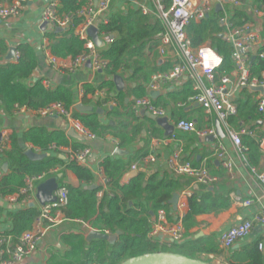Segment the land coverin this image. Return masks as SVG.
I'll use <instances>...</instances> for the list:
<instances>
[{
	"label": "trees",
	"instance_id": "1",
	"mask_svg": "<svg viewBox=\"0 0 264 264\" xmlns=\"http://www.w3.org/2000/svg\"><path fill=\"white\" fill-rule=\"evenodd\" d=\"M85 4V0H59V16H71L72 20L67 28L57 27L46 34L50 40L49 48L54 56L76 58L89 52L86 49V41L77 34L78 28L84 22L77 13ZM258 5H264V0H258ZM219 17L221 14L217 13L201 23L192 22L187 28V35L194 48L202 46L207 41L212 42L214 49L224 58L221 72L230 73L233 71L231 48L221 38L223 29L219 25ZM233 21L236 25L252 22L250 16L241 10L236 11ZM99 30L114 35L115 38L108 48L101 51L104 59L108 61L105 78L97 87L84 86L83 103L87 104L85 97L96 90H107L110 95V90L115 86L113 79L121 76L130 84L128 94L133 96V100L130 98L132 104L126 105V95L122 92L114 97L111 95L110 99L107 98V101H112L115 105L112 106L113 108L110 106L104 109L110 117H117L120 114L119 107H126L127 114H133L134 100L146 95L144 82L148 81L151 74L166 71L171 65L170 63L159 65L155 57L151 58L152 53H157L161 46V25L158 21L151 22L139 11H129L124 15L113 16L107 24L100 25ZM6 51V48L1 45L0 55H4ZM261 51H264V48ZM17 52L19 56L15 62L0 65V103L7 114L13 113L17 108L38 112L53 104H61L66 110L72 112L75 120H79L97 138L104 135L107 126L102 124L97 113H80L74 109L77 100L75 90L64 86L47 90L43 86L44 80L28 81L39 66L38 55L33 48L20 45ZM251 71L253 76L260 75L264 71V60L258 57L252 63ZM179 95L182 99L194 95L190 81L185 83ZM97 106L102 108L101 103ZM256 109V102H253L251 96L240 100V115L255 121L257 125L264 120V114L257 113ZM242 110H248V112H242ZM140 131L142 127H138L136 133ZM152 132L159 135L157 129H153ZM263 137L264 133L259 135L258 139L250 135L243 138V144L247 149L245 159L251 168L256 166L258 158L262 156L259 143ZM12 139L13 149L5 154L10 173L0 181L1 197L21 194V191L26 188V180L29 177L47 174L49 179L57 178V174H52L53 170L63 167L71 171L81 183L79 186L64 185L69 191V204L63 210L65 219L73 222L78 220L89 222L93 229L99 232L117 235L116 241L111 244L102 240H92L87 243L82 235H65L64 240L70 246V250L66 253L63 264H122L134 257L159 252L174 253L201 261H204L203 255L218 257L222 254L217 242L212 238L195 239L190 234V228L194 226L196 216L228 207L229 193L217 192L215 184L210 188L200 189L189 198L188 211L182 219L185 228L182 243L173 244L171 248L162 247L149 238L150 219L160 210L169 211V201L176 190L177 182L168 177L159 179L156 175L146 183L144 173L129 179L125 184L121 181L136 159L141 160L148 155L147 151L142 156H140L142 153H137L136 157L128 160L106 158L101 163V168L108 181L107 190L100 198L99 194L103 186H94L93 174L75 161L66 164L60 158L61 148L71 146L74 152H78L86 147L84 143L74 142L71 145L63 131L49 132L42 127L29 129L23 134L22 140L16 135H13ZM21 142L31 144L33 150L38 149L42 154L47 155L41 160L32 161L27 157L24 147L20 146ZM121 142L120 147H124L127 140L121 139ZM39 213L35 207L17 211L12 216L13 229L5 235L12 236L15 244H18L20 237L32 230ZM258 244L259 241H256L236 251L233 250L229 262L264 264V255L258 250Z\"/></svg>",
	"mask_w": 264,
	"mask_h": 264
},
{
	"label": "crops",
	"instance_id": "2",
	"mask_svg": "<svg viewBox=\"0 0 264 264\" xmlns=\"http://www.w3.org/2000/svg\"><path fill=\"white\" fill-rule=\"evenodd\" d=\"M14 1L15 0H3L6 5H11ZM241 1L243 6L236 11H245L250 16L252 21H256V18L253 17L252 11L254 8L259 7L258 0ZM49 2H54L59 5V0H32L24 6L19 16L9 18L7 20H0V46L3 45L7 50L4 55H0V65H4L8 62H15V60L9 58L11 49L17 50L20 45H28L35 50L39 59V66L28 80L29 82L44 80L43 86L47 90H54L58 86H64L75 90L77 100L74 109L78 104H83L84 106L92 107V112L96 113V110L98 109L97 105L98 103H101L102 108L99 109H101L103 113L98 115L101 118L102 124L107 126V130L100 138L88 143V147L92 150L91 157L85 165H81L82 167L87 168L95 177L93 183L94 186H102L101 180L105 174L101 168V163L106 158L110 157L112 159L118 158L121 160H128L129 158L131 159L136 157L137 153H142L140 155L142 156L144 152L147 151V156L141 160H135L129 172L122 178V184L128 182V176L131 173L135 174L134 177L140 173H144L146 176V183L152 176L156 175L159 179L168 177L177 182L176 190L173 195L179 194L189 188H192L193 194L202 188H210L195 185L191 178L175 177L170 174L167 166V160L172 156V154L180 152L183 160L191 162L195 167L202 166L206 168L211 175L217 178V181L214 183L216 185L217 192H228L230 195L229 205L226 209L211 210L208 213L198 215L194 218L195 224L190 228V234L193 235L195 239L203 237L212 238L219 246L218 238L224 231L240 224L244 220L252 219L264 209V186L258 178L259 175L264 173V152L261 151L259 147L262 156L258 158L256 166H253L252 168L249 167L245 159L246 155L244 156V159L238 155L232 142L225 135L223 127L218 121L217 116L214 114L207 116L201 107L191 103V97L186 99L181 98L179 93L183 90L185 83L190 80L184 78L181 80L180 85L172 84L164 87L160 90V92L151 94L150 97L152 98V102L156 106L162 107L167 111L166 119L172 126L180 120L193 121L196 123V130H215L214 136L201 137L196 131L183 133L177 129L168 133L165 128L158 125L157 122L143 114V112L146 111L135 108L134 106H132L133 114H127L126 107H119L118 110L120 114L117 117H110L104 108L107 109L110 106L112 107V105L109 104L110 101H107V98L111 95L114 97L117 96L118 93L124 92L126 95V105L132 104L133 96L128 94L130 84L121 76L119 77H121L124 82L123 91H119L117 89L115 78L118 76H116L113 79L115 86L114 89L110 90V95L106 90V96H98L99 90H96L94 93H90L87 97H85L87 99V104H84V86H99L103 82L105 75L102 73H95L87 64L75 73L58 72L49 66L46 56L48 54H52V52L49 48L50 40L46 34L49 32L50 27L42 21V13ZM142 5H144L143 0H111L104 18L109 21V19L113 16L124 15L129 11L141 12L139 9ZM224 10L230 12V7L225 5ZM220 11L222 10L216 11L215 8L210 16L217 14ZM236 11H234V15ZM148 19L151 22L158 21L157 19L150 17H148ZM257 24L259 25L257 26V30L260 33L261 42L263 44L262 48H264V20L261 21L258 19ZM91 35L92 34L89 29L86 36L93 41V37ZM99 38L101 39V37ZM101 40L105 46L103 48L96 47L99 50L108 48L110 44L107 43L106 40ZM154 57L159 65L166 64V62H162L158 50L157 53H152L151 58ZM254 61H256V59ZM153 75L154 73L150 75L148 81L144 82L146 95L148 94L147 85L151 81ZM133 87H135V84H133ZM248 92L239 93V97L237 99L239 104V113L238 116L229 118V124L234 129L239 131L241 128V121H243V126L247 131H249L250 136L258 139L259 135L264 133V120L258 122L256 125L255 121L247 119L246 116L240 115V100H245L247 97L251 96L253 102L257 101L256 93H252L250 91ZM177 95L178 98H176ZM130 98H132V100H130ZM179 103H184V105H180ZM243 111L246 113L248 112V110H242V112ZM239 115L241 117H239ZM232 119H235V121H232ZM33 127H42L47 129L49 132L63 131L70 140L71 145L74 142H79L69 136L71 126L61 117L44 116L39 114V111L36 112L26 109H16L13 113L7 114L0 103V130L6 131L9 134L10 140L8 143V152L13 149L14 143L12 136L16 135L18 139L22 140L23 134ZM138 127H142V131H140V133H136ZM153 129H157L159 131V135H155L152 132ZM220 129L225 135L224 138H220L218 136ZM245 136H243V138ZM121 139L127 140L124 147H120L122 143ZM20 146L24 147L25 151L32 149L33 147L31 144H23L22 142ZM219 146H223L225 148L228 159L233 162L231 173L223 167L222 162L218 160L216 156L217 147ZM60 150L62 151L60 158L66 164L74 161L72 157L75 152L71 146L63 147ZM117 151H120L121 153H116ZM150 155L157 156V162L145 165L143 160L148 158ZM5 158V155L0 156V181L10 173L9 165ZM134 166L137 167L136 171L132 169ZM52 174H57L58 184L60 186L81 185L78 178L66 168L57 167L53 170ZM48 179L49 177L47 176V180ZM106 190L107 187L104 188V192ZM21 195L24 194H14L6 197L0 196V234H7L13 229L12 216L17 211L35 207L40 212L42 205L37 202L36 196L34 198H30L27 197V195H24V197H26L22 198L23 196ZM9 198H13L16 201L11 202ZM246 200H253V205L250 207L244 206L243 203ZM187 211L188 208L182 211L184 216L187 214ZM167 212H173V214L176 213V211L172 208V205H169V211ZM47 226L49 225L47 224ZM92 230L96 229H93L89 222L81 220L73 222L65 219L64 217L63 221L60 223L49 226L46 236L39 244L36 252H34L31 256L23 258L18 264H63L65 263V255L70 250V246L65 243L64 236L71 234L82 235L86 242L89 243L92 241H88L89 234ZM109 235L111 234L109 233ZM256 241L264 242V226L258 224L255 225L252 234L246 240L236 243L225 253L222 250L221 251L226 254L228 264H232L229 262V257L231 256V252L233 250L236 251L243 246L253 244ZM203 257H207L211 260L218 259V257L213 255H203ZM0 264H4L1 261V256Z\"/></svg>",
	"mask_w": 264,
	"mask_h": 264
},
{
	"label": "built area",
	"instance_id": "3",
	"mask_svg": "<svg viewBox=\"0 0 264 264\" xmlns=\"http://www.w3.org/2000/svg\"><path fill=\"white\" fill-rule=\"evenodd\" d=\"M32 0H15L11 5L4 4L0 0V20H7L19 16L24 6ZM111 0H86V5L77 13L78 17L84 19V23L79 27L77 34L86 41L87 54L76 58H58L52 54L46 56L49 66L58 72L75 73L80 68L90 63L95 73H105L108 61L104 59L94 42L86 34L87 31L96 27L99 37L111 44L115 36L99 30L100 24H107L104 18ZM144 5L140 6V11L144 16L157 19L162 26L161 46L159 55L162 62L170 63V68L163 72L155 73L147 85L148 94L138 100H134V107L144 110L162 120L167 118V111L156 106L152 102L151 94L160 92L164 87L170 85H180L181 80L186 78L192 83L194 95L190 98L191 103L201 107L207 116L216 115L223 127L225 135L232 142L236 152L240 157L245 156L247 151L243 144V136L250 135L243 126L239 131L229 124L230 117H236L239 113L238 97L244 90L256 93V106L259 114H264V71L260 75H252V58L258 57L264 60L263 44L260 33L257 30L258 19L264 20V5L253 9V17L256 21L244 25H236L233 21L234 11L241 8V0H143ZM230 7V12L224 10V6ZM220 6L219 25L223 29L221 38L231 48V62L233 71L230 73L221 72L224 58L208 41L198 48H194L187 35V28L192 22L201 23L213 13L214 9ZM58 4L49 2L42 13V21L48 25L49 32L59 27L65 29L69 26L72 17H61L57 10ZM18 52L15 51L12 60L18 59ZM262 90L254 91V90ZM98 96H106V90L99 91ZM260 93V94H259ZM114 106V102L110 101ZM180 104V103H179ZM178 104V105H179ZM180 105H184L181 103ZM179 105V106H180ZM25 110V108H17ZM27 110V109H26ZM39 114L44 116L61 117L71 126L78 136L84 139L86 147L83 150L73 153V160L80 165H85L91 157L92 150L88 143L97 139V136L89 131L79 120L72 117V112L66 110L61 104H53ZM168 125L172 126L168 123ZM173 130L177 129L183 133L196 131L201 137L214 136L215 130L198 131L196 123L193 121L180 120ZM9 134L0 130V156L8 152ZM260 150L264 152V137L259 143ZM33 150V149H28ZM26 150V152L28 151ZM37 154H42L38 149L33 150ZM216 156L223 164V167L232 172L233 162L228 159L227 152L223 146L217 147ZM157 162V156L150 155L143 160L145 165ZM170 174L175 177H188L193 183L201 187H211L217 178L204 167H195L191 162L182 159L181 153L172 154L167 160ZM136 171L137 167L132 168ZM259 180L264 186V173L259 175ZM47 181V174L29 177L26 180V188L22 194L34 198L37 187ZM107 179L102 177L101 184L103 190L99 194L102 197L104 188L107 187ZM178 210L176 213L160 210L157 215L150 219L151 229L149 238L159 243L162 247L171 248L173 244L182 243L184 239V226L182 219L183 212L188 208L189 198L193 196L192 188L179 193ZM55 200L41 206V210L35 219L33 229L25 232L15 244L14 238L10 235L0 234V256L4 264H18L23 258L31 256L36 252L39 244L46 236L49 226L63 221V210L69 204V191L65 186H58L54 193ZM15 202L13 198H9ZM8 199V200H9ZM253 200H246L243 204L246 207L252 206ZM182 212V213H178ZM174 220V222H173ZM47 224L49 226H47ZM264 226V209L252 219L242 221L228 230L224 231L218 238L220 249L225 253L236 243L246 240L252 234L255 225ZM94 231V230H92ZM91 231V232H92ZM98 231V230H96ZM109 234V232H106ZM258 250L264 255V242H259ZM5 259H2L4 258ZM212 258V256H211ZM214 258V257H213Z\"/></svg>",
	"mask_w": 264,
	"mask_h": 264
},
{
	"label": "water",
	"instance_id": "4",
	"mask_svg": "<svg viewBox=\"0 0 264 264\" xmlns=\"http://www.w3.org/2000/svg\"><path fill=\"white\" fill-rule=\"evenodd\" d=\"M220 9H221V7L217 6L216 11H219ZM90 32L92 34L91 36L93 37L94 44L98 48H103L105 45H104L103 41L99 38L97 28L96 27L90 28ZM15 51H16L15 49H11L10 56H9L10 59H12L14 57ZM254 60H255V57L252 58L251 62H253ZM87 65L89 67H91L90 63H87ZM115 84H116L117 89L119 91H123L124 82H123L121 77L118 76L115 78ZM254 91H260L261 93L263 92L261 89L260 90H254ZM75 109L77 112H80V113H89V112L93 111L92 107H87V106H84L83 104H78L75 107ZM96 113L102 114L103 111L98 108L96 110ZM143 114H145L147 117H149L150 119L157 122L158 125L165 128L168 133L173 132V126L168 125L167 119H162V120L156 119L154 116H152L148 112H143ZM69 136L72 139H75L79 142L84 141V139L82 137L78 136L73 130H71L69 132ZM218 136L220 138H224V136H225L221 129L218 132ZM116 153H121V152L117 151ZM26 155L32 161L41 160L46 156L45 154H37L33 150H28L26 152ZM134 176H135V174L131 173L128 176V179L133 178ZM58 186H59V184H58L57 178H50L47 181H45L44 183L40 184L37 187V193H36L37 202L40 205H45L47 203L53 202L55 200L54 193L57 190ZM179 199H180V195L174 194L172 199L169 201V205H172V208L174 209V211L178 210L177 206H178ZM200 236H201V234H200ZM197 237H199V236H197ZM116 239H117V235H109V234L102 233V232H99L96 230L90 232L89 237H88V241L102 240V241H107L109 243L116 241ZM122 264H209V263H206V262L201 261V260H193V259L187 258L185 256L174 254V253L159 252V253L147 254V255L134 257V258L128 259L127 261L123 262Z\"/></svg>",
	"mask_w": 264,
	"mask_h": 264
},
{
	"label": "rangeland",
	"instance_id": "5",
	"mask_svg": "<svg viewBox=\"0 0 264 264\" xmlns=\"http://www.w3.org/2000/svg\"><path fill=\"white\" fill-rule=\"evenodd\" d=\"M109 244H111V243H109ZM202 258L204 259V261L206 263H209V264H228L227 259H226L227 256L223 252L221 255L218 256V259H216V260L215 259H213V260L207 259V257H202Z\"/></svg>",
	"mask_w": 264,
	"mask_h": 264
}]
</instances>
